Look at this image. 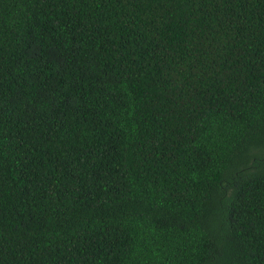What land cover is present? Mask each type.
<instances>
[{"label": "trees", "instance_id": "obj_1", "mask_svg": "<svg viewBox=\"0 0 264 264\" xmlns=\"http://www.w3.org/2000/svg\"><path fill=\"white\" fill-rule=\"evenodd\" d=\"M0 264H264V0H0Z\"/></svg>", "mask_w": 264, "mask_h": 264}]
</instances>
